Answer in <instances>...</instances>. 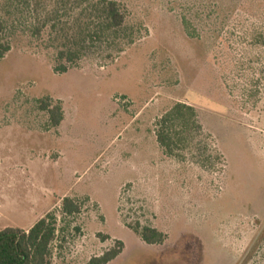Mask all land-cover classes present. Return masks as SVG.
I'll return each mask as SVG.
<instances>
[{"label": "rangeland", "instance_id": "rangeland-1", "mask_svg": "<svg viewBox=\"0 0 264 264\" xmlns=\"http://www.w3.org/2000/svg\"><path fill=\"white\" fill-rule=\"evenodd\" d=\"M12 1L0 0L10 43L0 61V230L54 213L51 264H85L116 241L122 252L108 264H264V45L254 43L264 0H220L216 20L196 23L199 38L180 17L209 0H112L123 35L87 47L63 74L50 26L66 31L77 0ZM46 98L61 104L57 128L39 109ZM177 102L195 109L203 134L181 159L163 155L153 133ZM65 197L78 215L60 214ZM137 224L165 241L145 245L127 228Z\"/></svg>", "mask_w": 264, "mask_h": 264}, {"label": "trees", "instance_id": "trees-1", "mask_svg": "<svg viewBox=\"0 0 264 264\" xmlns=\"http://www.w3.org/2000/svg\"><path fill=\"white\" fill-rule=\"evenodd\" d=\"M24 1L26 8L30 7V0ZM75 1V0H74ZM201 1V0H199ZM203 1V0H202ZM13 1L11 0V3ZM79 14L72 25L64 29L66 23L51 25L57 39L63 40L55 57L54 73L63 74L74 66L84 55L86 48L97 43L111 45L123 35L125 30V15L118 3L112 0H77ZM192 18L181 15V25L189 38H199L196 23L206 22L223 11L220 0L195 2ZM78 18L81 21L77 20ZM84 21L82 22V20ZM0 19V61L10 51L9 37H6V27ZM45 27V23L41 28ZM40 29L35 28L32 34H38ZM124 39V37L122 38ZM254 43L264 45V35H254ZM124 45V44H123ZM122 45V46H123ZM122 46L117 52H122ZM251 84V82L249 83ZM247 94L246 97H249ZM253 96H260L255 91ZM39 109L48 115V126L57 128L63 120V113L59 101L53 102L46 98L39 100ZM154 137L160 151L166 157L181 159V153L188 150L195 137L201 138L202 128L199 124L195 109L186 103L177 102L155 119ZM199 152V147H195ZM80 213V205L76 200L65 197L61 202L60 214L64 217H73ZM57 216L49 212L38 219L28 229L6 227L0 230V264H51L52 243L57 237ZM146 245H160L166 236L161 231L151 227L127 226ZM107 239V237H104ZM116 247L104 251L101 255L90 257L85 264H108L122 252L123 243L115 242Z\"/></svg>", "mask_w": 264, "mask_h": 264}, {"label": "crops", "instance_id": "crops-1", "mask_svg": "<svg viewBox=\"0 0 264 264\" xmlns=\"http://www.w3.org/2000/svg\"><path fill=\"white\" fill-rule=\"evenodd\" d=\"M145 245H146V244H145ZM148 246H150V245H148ZM151 246H153V245H151ZM117 258H118V257H117ZM115 259H116V258H115ZM115 259H114V260H115ZM114 260H113V261H114ZM111 262H112V261H111Z\"/></svg>", "mask_w": 264, "mask_h": 264}]
</instances>
